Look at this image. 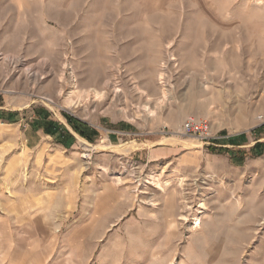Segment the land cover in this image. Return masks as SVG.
<instances>
[{
	"label": "rangeland",
	"instance_id": "obj_1",
	"mask_svg": "<svg viewBox=\"0 0 264 264\" xmlns=\"http://www.w3.org/2000/svg\"><path fill=\"white\" fill-rule=\"evenodd\" d=\"M257 142L264 0H0V264H264Z\"/></svg>",
	"mask_w": 264,
	"mask_h": 264
},
{
	"label": "built area",
	"instance_id": "obj_2",
	"mask_svg": "<svg viewBox=\"0 0 264 264\" xmlns=\"http://www.w3.org/2000/svg\"><path fill=\"white\" fill-rule=\"evenodd\" d=\"M182 134L195 137L202 142L213 140L211 125L206 119L190 118L181 125Z\"/></svg>",
	"mask_w": 264,
	"mask_h": 264
},
{
	"label": "trees",
	"instance_id": "obj_3",
	"mask_svg": "<svg viewBox=\"0 0 264 264\" xmlns=\"http://www.w3.org/2000/svg\"><path fill=\"white\" fill-rule=\"evenodd\" d=\"M71 121V119H70ZM78 129V128H76ZM83 133V132H82ZM231 139V138H230ZM210 150H213V147L210 146L208 147ZM264 149V144L262 142H257L255 143V145L252 147L250 155L251 156H258L263 152ZM238 155L241 157V159H243L245 157V155L242 154V152L238 151ZM236 155V154H235Z\"/></svg>",
	"mask_w": 264,
	"mask_h": 264
},
{
	"label": "bare ground",
	"instance_id": "obj_4",
	"mask_svg": "<svg viewBox=\"0 0 264 264\" xmlns=\"http://www.w3.org/2000/svg\"><path fill=\"white\" fill-rule=\"evenodd\" d=\"M89 148H91V149H95V148H97V147H93V146H89ZM197 222V221H196ZM199 222H200V220H199ZM196 226V225H195Z\"/></svg>",
	"mask_w": 264,
	"mask_h": 264
}]
</instances>
